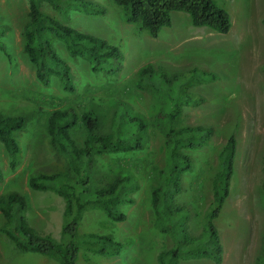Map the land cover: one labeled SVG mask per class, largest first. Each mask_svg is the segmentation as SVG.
Masks as SVG:
<instances>
[{"label":"rangeland","instance_id":"rangeland-1","mask_svg":"<svg viewBox=\"0 0 264 264\" xmlns=\"http://www.w3.org/2000/svg\"><path fill=\"white\" fill-rule=\"evenodd\" d=\"M44 11L62 19L38 0ZM107 7L104 15L68 12L69 24L118 45L123 67L117 75L95 72L82 57L70 56L65 42L54 39V46L68 63L76 91L61 89L56 78L42 85L33 64L23 51L22 28L28 20V0H0V24L10 26L1 39L12 55L9 62L0 51V113L22 114L26 123L16 133L20 153L10 169L7 153L0 143V195L15 190L26 195V217L39 234L58 240L63 222V200L52 190H33L26 184L32 173H52L67 168L65 157L49 143L41 111L73 106L91 108L100 118V132L113 130L116 112L125 110L141 118L147 133L141 148L108 152L95 156L92 190L118 175L130 174L134 187L120 207L126 219L118 222L98 207H89L79 222V233L109 235L123 243L118 255L108 256L81 248L77 264H158L159 252L172 245L170 237L157 228L151 203V190L159 182V172L168 165L159 117L172 100L165 94L135 87L137 71L146 64L162 67L168 74L187 77L182 90L201 95L200 102L181 101L175 118L176 128L211 125L209 139L181 151L191 158V169L182 176L179 201L192 209L194 233L201 232L203 213L212 201L211 182L218 168L219 153L229 136L236 139L235 173L231 191L219 218L215 220L223 244L221 264H255L264 239V0H215L230 12L232 27L221 34L206 27L193 26L187 14L173 11L172 22L156 37L126 23L121 10L110 0H96ZM194 69L193 72H190ZM192 71V70H191ZM213 76V77H212ZM178 87V86H177ZM176 94V86L171 91ZM81 143L84 134H74ZM5 222L0 213V226ZM181 264H215L211 259L181 258ZM0 264H59L34 252H18L0 231Z\"/></svg>","mask_w":264,"mask_h":264},{"label":"trees","instance_id":"trees-1","mask_svg":"<svg viewBox=\"0 0 264 264\" xmlns=\"http://www.w3.org/2000/svg\"><path fill=\"white\" fill-rule=\"evenodd\" d=\"M51 10L69 20L68 12L74 10L90 15H104L107 7L96 0H42ZM121 10L122 19L134 24L139 31L156 37L171 25L173 11L183 12L193 26L206 27L225 34L232 27L230 12L220 7L215 0H110ZM56 15L44 11L38 0H28V20L22 28L23 51L35 69L37 80L44 86L56 78L61 89L74 93L68 63L54 46V39L65 42L70 56L82 57L91 63L93 71H105L117 75L122 67L124 53L115 44L103 37L83 32L63 21ZM264 23V19H263ZM10 26L0 24V51L11 61L12 55L1 39ZM264 70V65L262 66ZM192 70V71H191ZM193 72L194 69H191ZM213 77V76H212ZM183 73L168 75L162 67L155 69L151 64L137 71L135 87L150 92L165 94L172 100L171 108L161 112L164 143L168 153V165L159 172V182L152 188L150 203L157 220V228L167 234L172 245L159 252L158 264H181V258H209L215 264L223 260V244L215 220L230 194L235 173L236 139L229 136L219 153L218 168L213 176L212 201L202 217V229L194 233L190 221L192 209L179 201L182 176L191 169V158L183 153V147L198 145L212 135L211 125L175 126L174 120L181 112V99L185 102H200L201 95L187 94L182 85L187 81ZM176 86V94L171 91ZM178 86V87H177ZM45 120V132L50 145L67 161L64 171L32 173L26 184L33 190H52L63 200V222L58 240L49 234H39L26 217L29 201L25 194L12 190L0 195V213L5 222L0 226L18 252H34L45 255L59 264H77L81 248L99 254L118 255L123 243L109 235L79 233L78 226L89 207H98L113 221H124L121 203L130 199L127 189L134 187L130 174L118 175L102 186L92 190L95 172V156L108 152L129 151L141 148L147 133L146 123L131 116L125 110L116 112L113 130L100 132V118L91 108L79 110L73 106L41 111ZM26 123L22 114L0 113V143L4 147L10 169H14L20 153L16 133ZM83 131L84 138L78 143L74 134ZM0 169V177H1ZM264 201V179L261 185ZM255 264H264V239Z\"/></svg>","mask_w":264,"mask_h":264}]
</instances>
